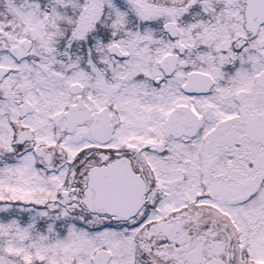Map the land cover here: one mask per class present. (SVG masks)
Segmentation results:
<instances>
[{"label": "snow or ice", "instance_id": "obj_1", "mask_svg": "<svg viewBox=\"0 0 264 264\" xmlns=\"http://www.w3.org/2000/svg\"><path fill=\"white\" fill-rule=\"evenodd\" d=\"M0 264H264V0H0Z\"/></svg>", "mask_w": 264, "mask_h": 264}]
</instances>
